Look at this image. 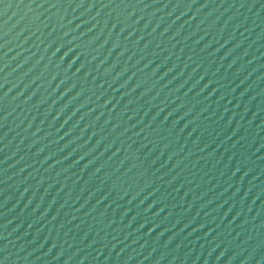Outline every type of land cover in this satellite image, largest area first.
Masks as SVG:
<instances>
[{
    "label": "water",
    "instance_id": "95a60500",
    "mask_svg": "<svg viewBox=\"0 0 264 264\" xmlns=\"http://www.w3.org/2000/svg\"><path fill=\"white\" fill-rule=\"evenodd\" d=\"M0 264H264V0H0Z\"/></svg>",
    "mask_w": 264,
    "mask_h": 264
}]
</instances>
